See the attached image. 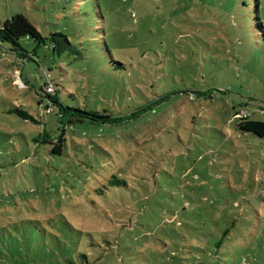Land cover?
<instances>
[{
	"label": "rangeland",
	"instance_id": "rangeland-1",
	"mask_svg": "<svg viewBox=\"0 0 264 264\" xmlns=\"http://www.w3.org/2000/svg\"><path fill=\"white\" fill-rule=\"evenodd\" d=\"M240 3L0 0V26L20 15L46 38L24 60L0 43V264H264V138L235 119L264 122V31ZM45 72L67 107L150 110L67 125L53 155Z\"/></svg>",
	"mask_w": 264,
	"mask_h": 264
},
{
	"label": "trees",
	"instance_id": "trees-1",
	"mask_svg": "<svg viewBox=\"0 0 264 264\" xmlns=\"http://www.w3.org/2000/svg\"><path fill=\"white\" fill-rule=\"evenodd\" d=\"M241 1L240 7L245 8L244 15L246 20L249 23V28L252 31L255 30V33L263 35L264 31V22L261 15V8L264 6V0H239ZM30 42L34 41L38 44L45 43L46 38L34 27L26 18L17 15L10 20H7L5 23L0 26V43L7 44L11 47V52L18 51L19 53L15 54L17 60H24L29 58L28 51L23 47L22 41ZM51 41L53 42V51L56 54H63L69 52L70 54H79L80 52L77 48L74 47L73 43L70 41L69 37L65 34H54L51 36ZM81 54V53H80ZM48 73V72H47ZM51 77V76H50ZM46 81V80H45ZM53 84V92L47 93L45 90L47 87V82L45 84V97L48 104H52L58 108L57 110V124L60 127L59 135L54 138L52 134L46 129L40 134V138L43 143L50 144L53 146L51 154L56 156H63L64 152L67 151V125H77V124H91V125H102V126H117L123 122L134 120L140 115L146 113L150 108H142L139 111L131 114L126 117H114L108 111L104 113L86 110L81 108H70L65 106L61 102L59 91L57 85L51 80ZM49 108V106L47 107ZM50 109V108H49ZM51 110V109H50ZM10 114H14L20 119H23L26 122H31L37 124V121L33 116H31L26 111L15 108L9 111ZM52 113V110L49 114ZM47 114V115H49ZM241 113L237 112L235 119L239 120L238 129L244 134H253L260 138H264V122L251 120L250 115L247 119H242L239 116ZM39 142V138L35 140ZM112 186H127L125 181L115 180L111 181Z\"/></svg>",
	"mask_w": 264,
	"mask_h": 264
},
{
	"label": "built area",
	"instance_id": "built-area-1",
	"mask_svg": "<svg viewBox=\"0 0 264 264\" xmlns=\"http://www.w3.org/2000/svg\"><path fill=\"white\" fill-rule=\"evenodd\" d=\"M44 79L46 80V82H47V87H46V91H47V93H52L53 92V90H54V88H53V84L51 83V77H50V75L47 73V72H45V77H44ZM22 83V82H21ZM23 85V84H22ZM51 112V110L49 109V108H47V110H46V114H49ZM237 117H239V118H242V119H247L248 117H249V114H247V113H241L239 116H237Z\"/></svg>",
	"mask_w": 264,
	"mask_h": 264
}]
</instances>
